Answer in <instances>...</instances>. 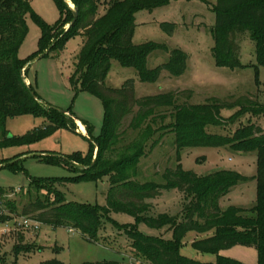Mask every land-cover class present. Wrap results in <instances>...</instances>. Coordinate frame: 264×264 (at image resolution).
<instances>
[{"label": "trees", "instance_id": "obj_1", "mask_svg": "<svg viewBox=\"0 0 264 264\" xmlns=\"http://www.w3.org/2000/svg\"><path fill=\"white\" fill-rule=\"evenodd\" d=\"M32 1L0 0V128L8 135L5 130L7 121L25 115L42 116L47 124L44 129L34 131L22 140L7 136V140L0 145L32 143L64 127L72 129L66 121L67 115L43 104L34 86L28 87L21 76V71L33 60L23 61L19 58L20 48L28 33L27 17L33 15ZM69 1L79 11L74 24V12L65 0H57L62 18L53 29L36 19L43 29L39 55L49 51L45 55L48 56L55 50H62L66 42L76 35L83 37L73 82L75 85L81 82L84 92L102 101L106 114L104 133L99 139L89 133L91 154L87 157H35L42 158L50 165L75 166L83 170L79 172L80 176L71 180L33 178L28 193L38 196L46 192L45 198L38 196L36 200L23 205L21 210L13 207L14 214L40 225L80 231L89 242L97 238L104 220L111 219L112 214H127L135 219L136 224L121 229L131 241V252L139 264H244L224 256H219L215 263H202L183 256L180 246L189 232L203 236L192 244L197 252L220 254L236 246L255 247L259 254L258 264H264V130L252 119L248 124L240 123L246 115L256 118L264 116V105L250 96L235 102L211 99L204 105H193V92L190 90L137 98L133 80L127 81L121 89L107 88L105 79L113 61L125 68L136 69L143 83H155L163 75L179 78L185 74L189 58L182 50L169 51L165 45H135L133 42L137 27L136 12L163 8L169 0H111L101 11L100 0ZM214 11L216 24L212 30L215 42L212 55L216 66L231 70L242 67L237 40L249 34L256 46L258 63L264 67V0H218ZM67 25H70L69 29L63 31ZM60 32L63 33L58 36ZM157 51L169 53L170 59L149 70L148 58ZM224 109H236L237 113L224 118L221 115ZM135 110L137 112L130 129L140 132L141 137L127 141L123 139L120 129L125 118ZM68 113L74 117L70 111ZM168 120L170 123L165 124ZM235 125L238 128L228 134L209 132L211 127L226 129ZM160 133L175 136L178 152L196 147H229L240 152H256L258 193L255 207L250 210L235 206L221 209V200L245 180L232 171L198 176L179 166L163 174V185L135 181L140 160L146 157L152 138ZM159 142L160 139L154 141L152 149ZM96 149L98 155L92 167ZM69 171L77 172L73 169ZM106 175L110 177L111 190L105 207L69 203L56 189L58 182L97 180ZM169 189H176L190 198L184 207L182 219L167 214L149 217L151 206L148 201L160 197L164 190ZM11 193L15 192L0 188V202H4L5 206L11 207L7 199ZM8 219L9 215L0 211V224L7 223ZM139 223L155 230H171L174 238L165 240L145 235L139 231ZM36 249L35 245L24 243L22 237L15 244L13 253L18 257ZM0 264L16 263H9L0 257Z\"/></svg>", "mask_w": 264, "mask_h": 264}, {"label": "rangeland", "instance_id": "obj_2", "mask_svg": "<svg viewBox=\"0 0 264 264\" xmlns=\"http://www.w3.org/2000/svg\"><path fill=\"white\" fill-rule=\"evenodd\" d=\"M100 1L101 11L111 0ZM217 2L218 0H169L168 5L163 8L137 11L134 44L153 43L165 45L169 51L182 50L189 58L186 72L179 78L163 75L155 83H143L136 69L125 68L113 61L105 79L106 87L121 89L127 81L133 80L137 98L190 90L193 92V105H204L211 99L235 102L245 96H250L264 105V67L258 63L256 46L249 34L237 40L242 67L231 70L216 66L212 55L215 46L212 30L216 24L214 9ZM31 9L33 15L27 17L28 33L19 51L21 60L33 59L28 63L26 81L28 85L34 86L45 105L60 111H70L74 117L69 113L66 118L72 129L64 127L32 143L0 145V166L18 161L13 166L0 169V188L15 192L7 197L11 207L0 202V211L9 215L7 222L12 229L11 232L3 233L5 224H0V257L16 264H139L131 252V241L121 229L123 226L136 224L135 219L127 214H112L111 219L104 220L97 238L89 242L80 231L70 232L66 227L40 225L38 230L20 228L19 223L26 218L18 217L13 212V207L21 210L23 205L36 200L38 196L45 198L46 192L38 196L28 193L33 178L71 180L80 176L79 172L83 170L75 166L69 168L50 165L42 158H32L31 155L87 157L91 154V135L95 139L101 138L106 121L102 101L84 92L81 82L76 85L73 82L77 59L83 47V37L76 35L66 42L62 50H55L48 56L38 58L43 29L36 19L53 29L61 20L62 14L57 0H33ZM167 25L172 27L167 29ZM69 27L70 25H67L63 31H67ZM61 33L63 32L58 33V36H61ZM36 55L39 56L35 58ZM169 59L170 54L167 52H154L148 58L147 67L154 70ZM136 112L137 110L125 118L120 129L123 139L127 141L141 137L140 132L130 129ZM236 113V109H224L221 115L230 118ZM58 119L61 120L59 117ZM249 119L264 130V116L256 118L246 115L240 123L248 124ZM169 123L170 120L165 122ZM46 124L47 121L42 116L25 115L10 119L5 126L8 135L0 128V143L6 141L7 136L17 141L22 140L34 131L44 129ZM160 125L161 123L158 124ZM237 128L238 125L226 129L211 127L209 132L228 134ZM152 139L146 157L140 160L135 181L163 185V174L179 166L184 171L198 176H208L217 171H232L240 174L245 180L221 200V209L235 206L250 210L255 207L258 193L256 152H240L229 147H196L178 152L174 135L160 133ZM158 139L160 144L152 149L151 145ZM97 151L96 149L93 154V160ZM69 169L77 172H70ZM56 189L69 203L105 207L111 181L106 175L97 180L58 182ZM189 201L190 198L176 189L164 190L160 197L148 201L151 206L149 217L157 218L161 214H167L181 220L184 207ZM138 229L148 236L165 240L174 238L171 230H155L143 223L138 224ZM22 237L24 243L35 245L38 249L17 257L13 250ZM201 238L203 236L196 232H189L181 243V254L202 263H215L219 256H224L244 264H258L259 254L255 247L236 246L220 254L197 252L192 244Z\"/></svg>", "mask_w": 264, "mask_h": 264}, {"label": "water", "instance_id": "obj_3", "mask_svg": "<svg viewBox=\"0 0 264 264\" xmlns=\"http://www.w3.org/2000/svg\"><path fill=\"white\" fill-rule=\"evenodd\" d=\"M65 2L67 3V5H68V6L73 10V12H74V21H73V23H72V24H74V22H75V21L78 19V17H79V11H78L74 6L70 5V3H69L67 0H65ZM48 53H49V51H47L46 53L40 55V57H38V58H42V57H44L45 55H47ZM27 69H28V64H27V65L25 66V68L21 71V76L25 79V81H26L25 73H26V70H27ZM26 84H27L28 87L30 86V85H28L27 81H26ZM31 94H32L33 97H36L34 92H31ZM42 103H43V102H42ZM43 104H45V103H43ZM46 106H47V105H46ZM50 108H51V109H55V108H52V107H50ZM55 110H58V109H55ZM58 111H60V110H58ZM60 112L66 114V115H69V113L66 112V111H60ZM97 155H98V151H97V154H96V157H95V161H94L92 167L95 165ZM43 156H49V155L33 154V155H31L30 157L35 158V157H43ZM16 162H18V161L16 160V161H14V162L7 163V164H5V165H2V166H0V169H3V168H5V167H7L8 165L15 164Z\"/></svg>", "mask_w": 264, "mask_h": 264}, {"label": "built area", "instance_id": "obj_4", "mask_svg": "<svg viewBox=\"0 0 264 264\" xmlns=\"http://www.w3.org/2000/svg\"><path fill=\"white\" fill-rule=\"evenodd\" d=\"M20 228L23 227L24 229H39L40 224L29 219L26 218L23 221H21V223H19ZM11 226L9 224V222L5 223L4 229H3V233H7V232H11ZM74 230H70V232H73Z\"/></svg>", "mask_w": 264, "mask_h": 264}, {"label": "bare ground", "instance_id": "obj_5", "mask_svg": "<svg viewBox=\"0 0 264 264\" xmlns=\"http://www.w3.org/2000/svg\"><path fill=\"white\" fill-rule=\"evenodd\" d=\"M68 2H69V0H67ZM70 3V2H69ZM70 5H72L71 3H70ZM73 6V5H72Z\"/></svg>", "mask_w": 264, "mask_h": 264}, {"label": "crops", "instance_id": "obj_6", "mask_svg": "<svg viewBox=\"0 0 264 264\" xmlns=\"http://www.w3.org/2000/svg\"><path fill=\"white\" fill-rule=\"evenodd\" d=\"M79 123V122H78Z\"/></svg>", "mask_w": 264, "mask_h": 264}]
</instances>
